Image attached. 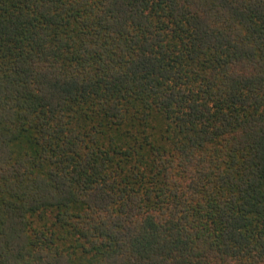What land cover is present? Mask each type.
Returning a JSON list of instances; mask_svg holds the SVG:
<instances>
[{
  "label": "trees",
  "instance_id": "obj_1",
  "mask_svg": "<svg viewBox=\"0 0 264 264\" xmlns=\"http://www.w3.org/2000/svg\"><path fill=\"white\" fill-rule=\"evenodd\" d=\"M0 264H264V0H0Z\"/></svg>",
  "mask_w": 264,
  "mask_h": 264
}]
</instances>
